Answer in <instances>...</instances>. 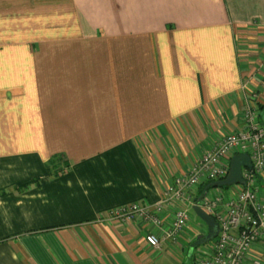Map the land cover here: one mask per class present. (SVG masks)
Listing matches in <instances>:
<instances>
[{"label": "crops", "instance_id": "1", "mask_svg": "<svg viewBox=\"0 0 264 264\" xmlns=\"http://www.w3.org/2000/svg\"><path fill=\"white\" fill-rule=\"evenodd\" d=\"M249 102L264 0H0V264L171 260L190 224L155 248L151 223L100 217L157 202Z\"/></svg>", "mask_w": 264, "mask_h": 264}, {"label": "built area", "instance_id": "2", "mask_svg": "<svg viewBox=\"0 0 264 264\" xmlns=\"http://www.w3.org/2000/svg\"><path fill=\"white\" fill-rule=\"evenodd\" d=\"M251 95L255 100V94ZM244 118L245 128L208 147L182 177L164 189L157 202L116 207L101 216V221L151 223L159 231L147 233L146 241L159 248L165 240L179 242L189 226V209L197 204L217 221L219 232L198 254L195 264H264L260 257L250 256L257 243L264 244V191L261 194L259 183L264 179V127L253 103L246 105ZM241 153H248L252 161V168H243V182L228 185V192L213 186L195 200L197 188L207 181L224 179L232 157Z\"/></svg>", "mask_w": 264, "mask_h": 264}, {"label": "water", "instance_id": "3", "mask_svg": "<svg viewBox=\"0 0 264 264\" xmlns=\"http://www.w3.org/2000/svg\"><path fill=\"white\" fill-rule=\"evenodd\" d=\"M243 166L252 168V161L249 154L241 153L234 155L230 161V170L228 175L224 179L214 181L213 186H228L231 184L243 182ZM193 210L197 213L199 217H201L206 222L208 227V233L205 236H200L194 243V245H199L216 237L219 232V226L217 221L200 206L194 205Z\"/></svg>", "mask_w": 264, "mask_h": 264}, {"label": "rangeland", "instance_id": "4", "mask_svg": "<svg viewBox=\"0 0 264 264\" xmlns=\"http://www.w3.org/2000/svg\"><path fill=\"white\" fill-rule=\"evenodd\" d=\"M211 191V190H210ZM190 214V221L189 224L192 226L194 231H197L199 235L203 233H207V224L206 222L197 215V213L193 210L192 206L189 209ZM199 235L195 236L191 244L183 249L176 252L175 257H173L169 261H165L164 264H194L197 259L198 254L203 252L204 248H207L210 245V241H207L205 243H201V245H194V243L197 241ZM193 249L192 254L190 253V249Z\"/></svg>", "mask_w": 264, "mask_h": 264}, {"label": "trees", "instance_id": "5", "mask_svg": "<svg viewBox=\"0 0 264 264\" xmlns=\"http://www.w3.org/2000/svg\"><path fill=\"white\" fill-rule=\"evenodd\" d=\"M257 110L259 111V122L264 123V106L262 104H260L259 102L257 104ZM213 182L214 181H207V183L202 184L200 186V188L204 185V192H201V191L197 192L195 195V200H197L201 194H204L205 191L210 190L211 188H214ZM222 187L224 188V187H228V186H222ZM195 263H196V261H195Z\"/></svg>", "mask_w": 264, "mask_h": 264}, {"label": "bare ground", "instance_id": "6", "mask_svg": "<svg viewBox=\"0 0 264 264\" xmlns=\"http://www.w3.org/2000/svg\"><path fill=\"white\" fill-rule=\"evenodd\" d=\"M194 205H197V204H194ZM194 205H193V206H194ZM193 206H192V208H193ZM198 206H199V205H198ZM201 208H202V207H201ZM206 212H207V211H206ZM207 213H208V212H207ZM207 233H208V229H207ZM207 233H206V234H207ZM206 234H205V233H203V234L199 235V237H200V236L202 237L203 235L205 236ZM199 237H198V238H199ZM213 239H215V237H214V238H212V239H210V240H208V241H210V242H211ZM161 244H162V243H161ZM200 245H201V244H200Z\"/></svg>", "mask_w": 264, "mask_h": 264}, {"label": "flooded vegetation", "instance_id": "7", "mask_svg": "<svg viewBox=\"0 0 264 264\" xmlns=\"http://www.w3.org/2000/svg\"><path fill=\"white\" fill-rule=\"evenodd\" d=\"M204 236V235H203Z\"/></svg>", "mask_w": 264, "mask_h": 264}]
</instances>
